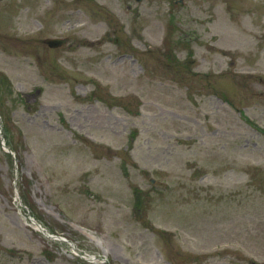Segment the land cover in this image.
<instances>
[{
  "label": "rangeland",
  "instance_id": "374dc122",
  "mask_svg": "<svg viewBox=\"0 0 264 264\" xmlns=\"http://www.w3.org/2000/svg\"><path fill=\"white\" fill-rule=\"evenodd\" d=\"M0 264H264V0H0Z\"/></svg>",
  "mask_w": 264,
  "mask_h": 264
},
{
  "label": "water",
  "instance_id": "95a60500",
  "mask_svg": "<svg viewBox=\"0 0 264 264\" xmlns=\"http://www.w3.org/2000/svg\"><path fill=\"white\" fill-rule=\"evenodd\" d=\"M45 43L47 45H49L50 47L52 48H57V47H60L62 45H64L66 43V40L65 39H46L45 40ZM33 223L36 225V227L38 229L42 228L38 223H36L34 220H33ZM41 231H43V228L40 229ZM46 234V233H45ZM47 235V234H46Z\"/></svg>",
  "mask_w": 264,
  "mask_h": 264
},
{
  "label": "bare ground",
  "instance_id": "6f19581e",
  "mask_svg": "<svg viewBox=\"0 0 264 264\" xmlns=\"http://www.w3.org/2000/svg\"><path fill=\"white\" fill-rule=\"evenodd\" d=\"M39 228V227H38ZM40 229H42V228H40ZM45 231H46V229H45ZM92 239L94 238L91 234L89 235ZM47 238H51L52 240H57V239H55L54 237H52L51 235H47L46 236ZM87 261H89V262H92V263H102V260H100V259H98L97 257H95V256H87Z\"/></svg>",
  "mask_w": 264,
  "mask_h": 264
}]
</instances>
